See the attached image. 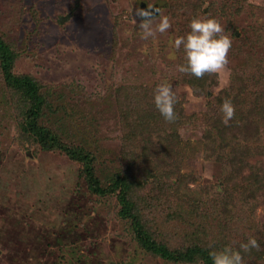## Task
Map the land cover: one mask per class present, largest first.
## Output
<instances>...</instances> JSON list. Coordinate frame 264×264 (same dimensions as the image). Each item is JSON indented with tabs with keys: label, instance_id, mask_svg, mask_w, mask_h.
I'll list each match as a JSON object with an SVG mask.
<instances>
[{
	"label": "rangeland",
	"instance_id": "374dc122",
	"mask_svg": "<svg viewBox=\"0 0 264 264\" xmlns=\"http://www.w3.org/2000/svg\"><path fill=\"white\" fill-rule=\"evenodd\" d=\"M143 6L156 12L146 17ZM162 16L172 27L143 39L142 25L150 21L155 28ZM194 17L217 19L232 41L227 68L204 79L178 71L185 53L172 46L188 34ZM0 35L16 53L17 74L60 86L75 102L88 127L79 139L103 151L101 164L109 165L123 148L128 155L144 150L143 163L125 173L149 181L146 190H135L139 208L153 188L166 191L142 216L158 241L179 251L198 242L220 251L239 250L255 237L260 248L241 252L244 264H264V140L244 147L242 166L233 171L223 166L226 152L202 138L204 123L220 109L217 99L230 87L232 93L264 92V0H0ZM1 75L0 264H204L202 258L170 260L144 249L130 220L119 214L116 195L88 188L82 162L14 131L4 95L16 92L1 84ZM73 82L81 85L75 92L68 87ZM165 82L177 98L174 122L158 110L151 115L154 91ZM130 86L139 91L133 95L137 104L126 101ZM144 112L152 122L143 134L127 137L135 135ZM168 140L179 152L174 169L160 145ZM103 166H95L101 178ZM254 180L258 188L247 198L244 190ZM168 209L179 219L166 224Z\"/></svg>",
	"mask_w": 264,
	"mask_h": 264
},
{
	"label": "trees",
	"instance_id": "16d2710c",
	"mask_svg": "<svg viewBox=\"0 0 264 264\" xmlns=\"http://www.w3.org/2000/svg\"><path fill=\"white\" fill-rule=\"evenodd\" d=\"M144 17V16H143ZM17 56L13 51L10 43L0 35V70L3 81L1 84L16 92L13 97L9 98L4 95L6 106L11 111V117L16 121L14 131L21 133L23 136L32 139L38 143L43 149H62L71 159L82 162L84 164V176L87 180L88 188L93 192L101 196L116 195V198L121 206L119 214L121 217L130 220L135 237L138 242L147 251L153 252L162 258L176 260L178 258H185L184 260H197L202 258L204 264H213L212 259L209 256V252L216 251L210 248L207 244H201L200 242L188 246L184 250L171 249L166 243L158 241L153 233L147 229L142 216L147 212L146 210H152L155 207V201L162 196L161 192H166L161 187L153 188L151 193H148L146 203L142 204L139 208L134 200L135 190H146V179L140 180L135 175L127 174L129 168H138L145 156L144 150L133 151L129 155L126 148H123L119 157L110 158V164L100 163L103 151L97 149V152L93 151L89 143L82 141L79 137L83 138L84 134H87L88 127L81 122L80 114L77 110V106L74 101L70 100V97L65 95L60 86H47L44 87L34 76L30 74H17L14 71V63ZM206 74L204 78H206ZM209 76V75H208ZM239 81V80H238ZM240 82V81H239ZM261 83V82H260ZM257 84V83H256ZM259 86V84H258ZM60 87V88H59ZM74 92L78 87H81L79 83H68ZM1 88V86H0ZM228 90L223 96L217 99L216 104L221 108V105L225 99H230L235 106V116L229 121V124L225 126L222 122V113L219 109L218 113L212 117H208L204 126H206L202 133L203 140L208 145L214 146V149H221L222 155L226 152V157L222 158L225 168H232L237 170L240 168L242 160L244 161V147L251 146L252 143H258L259 146L264 140V128L259 124L262 114H264V92L261 94L259 89L253 88L249 92L239 91L232 93ZM124 88H120V92ZM137 91V93L135 92ZM135 92V93H134ZM138 89L134 86H130L129 93L126 95V101L132 102L133 95L139 97ZM221 95V94H220ZM1 96L0 98H2ZM146 98L141 93L140 100L143 101ZM138 100V98H136ZM134 103L137 101L133 99ZM155 105H153L154 107ZM149 105L147 111L153 108ZM9 111V112H10ZM157 112L156 107L151 115ZM144 112L141 116L140 123L135 124L136 133L127 135L129 138H135L143 134L141 129L145 128V125H149L152 122L151 117ZM145 116V117H143ZM2 125V124H1ZM0 125V126H1ZM146 129V128H145ZM142 130V131H141ZM159 133L163 135L162 131L157 133L159 139ZM64 137L67 139L64 140ZM134 140V139H133ZM259 141V142H257ZM132 144L131 140H128ZM204 142V143H205ZM169 143V144H168ZM168 143H162V150L168 151V158L165 156L164 161L170 168L174 169V161L177 162V154L179 153L174 147L175 144L168 140ZM178 143V142H176ZM96 150V147H94ZM229 151V152H227ZM242 151V153H239ZM100 153V154H99ZM136 153V156L133 154ZM127 154V156H125ZM176 158V160H174ZM221 159V156L218 157ZM183 161V160H182ZM181 164V161H180ZM97 165H105L102 167V172L105 174L102 178L97 174ZM127 170V173L125 171ZM173 171V170H172ZM174 173V171H173ZM172 173V174H173ZM174 175V174H173ZM158 177V174L152 176ZM171 178V177H170ZM251 181L249 182V184ZM258 180H254L251 183V187H246L244 192L247 194V198L253 195L254 189L258 188ZM169 187V183L166 184ZM172 187V186H171ZM150 190V189H149ZM154 193V194H152ZM142 198H144L143 193ZM163 199V198H162ZM151 204V205H150ZM154 206V207H153ZM227 207V201L224 204ZM171 209L167 212H163V216L166 215L164 223H170L173 220H178L179 216L170 217ZM230 221V220H229ZM234 221V220H233ZM229 223H232V219ZM216 242H220L216 240Z\"/></svg>",
	"mask_w": 264,
	"mask_h": 264
},
{
	"label": "clouds",
	"instance_id": "9594fccd",
	"mask_svg": "<svg viewBox=\"0 0 264 264\" xmlns=\"http://www.w3.org/2000/svg\"><path fill=\"white\" fill-rule=\"evenodd\" d=\"M172 27L168 16H162L159 23L152 27L151 22L142 25L143 39L155 37L157 32L166 33ZM190 31L186 36L178 37L172 42L176 50L183 48L186 64L178 65V71L190 74L197 79L206 74H219L227 68L228 53L232 41L224 35V27L215 18L194 17L189 22ZM154 105L167 122H174L177 118L175 105L177 98L169 83L159 84L154 91ZM222 122L227 126L235 116V106L230 99H225L220 108ZM260 244L255 237H249L246 243L239 245V250L226 246L220 251H211L209 256L213 264H244L241 252L251 249L259 250Z\"/></svg>",
	"mask_w": 264,
	"mask_h": 264
},
{
	"label": "water",
	"instance_id": "95a60500",
	"mask_svg": "<svg viewBox=\"0 0 264 264\" xmlns=\"http://www.w3.org/2000/svg\"><path fill=\"white\" fill-rule=\"evenodd\" d=\"M156 12V10H148V8L146 6L142 7V13L146 16V17H150L151 15H153ZM63 21V18L61 19Z\"/></svg>",
	"mask_w": 264,
	"mask_h": 264
}]
</instances>
